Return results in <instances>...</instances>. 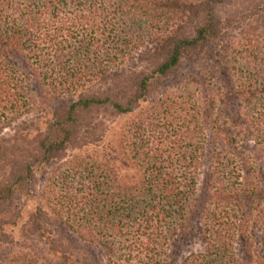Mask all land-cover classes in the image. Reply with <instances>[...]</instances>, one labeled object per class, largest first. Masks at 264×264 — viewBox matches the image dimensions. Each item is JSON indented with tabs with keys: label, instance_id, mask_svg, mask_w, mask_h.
<instances>
[{
	"label": "trees",
	"instance_id": "1",
	"mask_svg": "<svg viewBox=\"0 0 264 264\" xmlns=\"http://www.w3.org/2000/svg\"><path fill=\"white\" fill-rule=\"evenodd\" d=\"M233 1L0 0V249L36 239L62 264H98L92 248L102 264H264V28L233 38L239 14L220 15ZM249 3L258 16L264 0ZM190 58L198 73L151 100ZM144 103L118 157L86 153L106 134L94 114ZM1 264L45 262L24 250Z\"/></svg>",
	"mask_w": 264,
	"mask_h": 264
},
{
	"label": "rangeland",
	"instance_id": "2",
	"mask_svg": "<svg viewBox=\"0 0 264 264\" xmlns=\"http://www.w3.org/2000/svg\"><path fill=\"white\" fill-rule=\"evenodd\" d=\"M263 1V0H262ZM261 0H234L231 3V6L228 5L226 8H222L220 10V15L224 18H229L231 20L232 14L231 13H238L239 16L238 18L233 22L234 26H232L231 35L232 37H237L238 34L241 33L242 30H245V28L250 25V24H255L258 25L260 28H264V7L263 9H260L258 12V16L253 17L250 12L245 10L246 7H249L250 3L252 2L253 7H256L262 3ZM244 2V8L240 7V4H243ZM262 5V4H261ZM247 12V13H246ZM259 18V19H257ZM194 64L193 60L187 59L186 61L183 62V67L181 68V71L178 75H175L171 77L170 79L168 78L165 81H162L161 84L158 85L156 90L154 91L153 96L151 97V100L154 99H160L162 97V93L168 92L171 93L173 90L176 89L180 83L184 80L185 77H189L192 72L195 71L194 69ZM198 73V71L194 72ZM66 99H71V97L66 98ZM58 101L55 103H50L48 102L46 106H38L34 112L31 113V115H28L22 119H19L10 128H7L3 130V136L6 138H12L15 136V132L17 131H23L24 129H29L33 130L36 129V127H39L43 121H41V118L43 117V110H49L52 111V109H58L60 106H62L65 102V100ZM70 101V100H69ZM148 103H144L141 108L139 109L136 114L132 116H124V117H117L111 113H107L105 111H102L100 113L94 114V118L99 119V121L104 122V128L106 131L104 139L96 145H91L88 147L86 150V153L92 157H97L101 160L103 159H109V158H114L118 157V152L120 148V144L122 141V133L125 129L128 127L132 126V124L139 119V116L142 115V113L147 110L150 106ZM150 109V108H149ZM148 109V110H149ZM47 113V112H46ZM144 114V113H143ZM85 123V125H88L92 122V118H88ZM1 138V137H0ZM80 152H75V151H69L64 155V160L62 162H59L60 164H53L54 166L51 167V169L47 170L48 175L41 174L39 177V182H38V189L37 193H41L43 190V187L47 185L49 174L53 173L58 169L63 163L67 162V160H71L74 158V156L79 155ZM122 174L124 177H130L133 173L130 172V170H122ZM207 176V170H205L204 174L201 176L200 180L201 185L205 182ZM32 207V206H31ZM18 241H21V232L17 231L16 232ZM75 241V239H72ZM203 248V243L200 239V237H196L192 241V245L189 248V252H196V251H201ZM241 247H239L240 249ZM27 251L31 252L40 259H42L45 264H62L61 261L57 258L54 257L51 252H49L48 248L44 243L38 242L36 239L34 241H26L17 244L15 247H4L0 249V264L3 262L4 258L11 255L14 252L18 251ZM90 255L92 258L98 263L102 264L103 257L96 251V249L92 248L90 249Z\"/></svg>",
	"mask_w": 264,
	"mask_h": 264
}]
</instances>
